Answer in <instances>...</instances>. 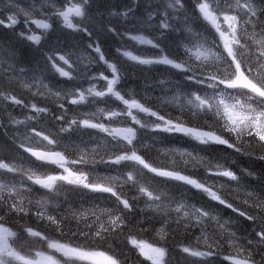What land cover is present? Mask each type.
I'll return each mask as SVG.
<instances>
[{
  "label": "snow or ice",
  "instance_id": "6c2138e0",
  "mask_svg": "<svg viewBox=\"0 0 264 264\" xmlns=\"http://www.w3.org/2000/svg\"><path fill=\"white\" fill-rule=\"evenodd\" d=\"M93 3L63 0L57 6V0H44L37 9L34 4L22 8L16 0H0V26L14 30L22 23L27 29L0 37V133L7 136L6 128L15 129L11 141L17 151L29 154L41 166L56 165L62 170L60 174H41L26 168L23 160L0 158V264H125L114 252L109 254L112 245L121 240L150 264H171L170 249L163 242L173 225L174 231H200L196 247L180 246L183 253L199 258V264H217L225 243L230 251L223 259L230 264H264V193H245V203L252 201L253 211L243 212L222 194L223 185L215 188L184 174V170L205 166L210 175L227 178L238 187L244 175L253 173L244 169L238 175L187 150H164L166 155L181 157L184 170H175V160L168 168L154 166L145 158L155 148L156 137L178 133L198 145H222L250 157L259 152L256 158L264 160V20L260 19L264 9H257L256 0H194L191 10L190 0H121L111 11L98 7L99 14L93 16ZM37 15L40 18H35ZM30 24L35 25V31L28 27ZM65 29L80 34L81 43L73 45L68 36L56 35ZM101 35L121 44L115 49L117 56L149 69L157 65L166 71L174 69L172 75L177 79L165 77L146 84L143 94L125 89L122 81L127 70L119 60L105 55ZM125 39L148 46L158 55H136L126 50ZM22 63L29 67H19ZM96 65L104 66L109 74L89 75ZM49 68L66 82L77 80L82 70L89 86L56 89L45 83ZM96 81H103L101 88ZM150 86L153 91L159 87L164 94L152 97L147 91ZM17 88L44 101L45 106L25 103V98L15 94ZM48 102L56 104L58 115L47 106ZM100 104L104 107H97ZM156 104L175 105L180 115H161L154 110ZM5 105L21 109L22 115L27 110L28 114L22 119L5 117ZM85 105L95 111L83 114L85 118H79V113L69 118L71 106ZM185 116L188 122L182 119ZM205 117L213 122L205 127L189 126L192 119ZM5 118L7 125L2 122ZM44 120L54 121L53 127L58 124V130H38ZM120 123L127 126H112ZM88 130H95L96 135L80 143L71 139ZM65 138L68 142L61 145ZM61 146L63 151L50 150ZM66 152L76 154V158L70 159ZM98 164L115 169V175H94ZM173 181L206 194L211 201L251 222L252 238L237 235L232 229L239 226L225 220L211 206L189 204L170 188ZM65 186H72L78 194H91V199L74 208L66 195L61 200ZM126 188L135 195L126 193ZM40 190L43 195H37ZM96 201H110L111 206L101 207ZM12 217L20 221L35 217L34 223L68 239H51L33 226L14 231L8 226ZM157 219L161 223L156 229L158 242L138 239L133 234V228L145 231L142 225ZM29 238L46 243L47 249L60 258L41 250L25 255L22 248L14 247ZM242 240L245 242L240 243ZM99 245H108L109 250H96Z\"/></svg>",
  "mask_w": 264,
  "mask_h": 264
},
{
  "label": "trees",
  "instance_id": "16d2710c",
  "mask_svg": "<svg viewBox=\"0 0 264 264\" xmlns=\"http://www.w3.org/2000/svg\"><path fill=\"white\" fill-rule=\"evenodd\" d=\"M17 2V0H16ZM59 2L62 4L63 0H59ZM121 2V0H94V3L92 5L93 9V16L98 15L97 8L99 7L101 11L107 7L108 11L114 10L112 6L118 5ZM194 0H190V3L188 5L189 9L191 10V5ZM17 4L20 6L19 2ZM256 7L257 9H264V0H256ZM3 8V5L0 4V9ZM0 18H3V16H0ZM108 17L105 13L104 19L106 20ZM23 19V17H21ZM260 19L264 20V17H260ZM74 22H78V20H74ZM197 21L195 20V17L193 18V27H196ZM33 26V25H29ZM58 26V25H57ZM34 27V26H33ZM97 27L99 25L97 24ZM123 30V29H121ZM197 30H200L199 28ZM18 33L16 29H8L3 26H0V37H8L12 36L14 34ZM56 35H65L68 36V42L70 44H78L81 43L80 41V34L78 33H71L70 30H63L57 31ZM101 46L105 50V55L109 57L112 60H119L120 65L127 70V75L124 81H122V86L130 91L134 92H140L143 94L145 90V85H151L153 81L164 79L167 77L168 79H177L176 76L172 75V73H175L176 70H170L166 71L164 66H152L150 69L145 68L144 66H138L133 64L130 61H127L123 57H119L115 53V49L118 47H121V44L114 41L111 38L105 37L101 35ZM131 40L125 39L123 41V44L126 46V50L134 52L136 55H142V56H150L149 55V48H145L148 46H140L137 44L131 45ZM84 44L87 42L84 41ZM19 67L28 68L29 65L22 63L18 65ZM41 67H44V63L41 62ZM67 70V69H66ZM99 72H105L106 75L109 73L106 71L105 67L102 65H96L92 68V70L89 72V75L92 74H98ZM49 73V79L45 81V83H50L51 85H54L56 89H71L73 87H83L87 88L89 86V82L85 79H83V71L81 70V75L77 80H73L71 82H66V78H60L58 74L53 75V70L48 69ZM73 75H76L75 72H73ZM98 88H101L103 85V81H96ZM195 90V89H192ZM147 91L150 93L152 97L161 96L164 93L161 91L159 87H156L153 91L151 86L147 89ZM185 91H188V89H185ZM15 94H17L20 97L25 98V103H31L35 102L38 103L39 106H45V102L41 101L39 98L33 99L31 95L22 89L17 88ZM168 95H171V92L168 93ZM47 106L52 109L53 112H56V104H53L51 102L47 103ZM4 107H7V113H4V116L7 115L14 116L16 118H23V115H27V110H24L23 115L21 113V109L15 108V107H8L5 105ZM65 107H68L67 103H65ZM72 111H69L68 116L71 118L74 115H77L78 113L81 114L79 118H85L83 114L90 113L95 111V108L89 107L87 105L85 106H71ZM97 107H104L103 104L97 105ZM154 109L158 110L161 115H166L169 118H176L180 115V110L175 105H169V106H161V105H154ZM58 115L59 113L56 112ZM143 116V115H142ZM155 119V118H150ZM182 119L185 120V122H188V117H182ZM5 125L8 124L7 118L3 119L2 121ZM213 121L210 117H205L203 119H192L189 122V126H200L205 127L206 124H211ZM128 124L131 123V121L127 122ZM55 124L54 121L50 120H44L41 121L40 125L38 126V130L41 128L55 132L58 130L59 125H53ZM121 124V123H120ZM118 124H113L112 126L116 127ZM127 125V124H124ZM5 131L7 132V136H5L3 133H0V158H15L18 160H23L25 162V167H31L35 170H38L41 174H55L57 173V169L53 165H45L41 166L40 162H36L33 158L29 156V154L24 153L22 151H17L15 145L11 141L12 133L15 131L13 128H6ZM22 132L23 129H20ZM96 132L95 130H88L83 131L74 134L71 139L75 141L76 143H80V140H88L90 136H95ZM103 136L104 134H100ZM68 141L67 139L61 140V145L66 144ZM148 143H151V140L147 141ZM57 150H64L63 146L61 147H53ZM165 149H179V150H187L189 152L199 153L201 157L206 158L208 161H210L212 164H220L225 167L231 168L233 171L237 172L238 175H241L242 170L247 169L249 172L253 173L252 176L244 175L243 179L241 181V187H238L235 182H229L227 178L223 177H215L210 175L206 171L205 166H199L195 169H193L191 166H189L186 170H184L183 160L181 157L173 156L171 154H165ZM70 159H75L76 154L74 153H68ZM144 154V153H141ZM260 155L259 152L256 153L255 156H246L242 155L240 153L234 152L232 149L227 148L226 146L222 145H198L196 141L191 139L190 137H187L183 134H169V133H163L156 137V145L155 148L147 153L145 158L150 162L153 163L154 166L159 167H173V160H175V170H184V174L186 175H192L196 179H200L202 182H207L208 184L215 185V188H220L221 185H223L221 192L222 194L228 199V202L233 203L234 208H238L240 211L243 212H252L253 208L251 207L252 201H249L248 204L245 203V200L248 199V197L245 195L247 192H253L256 193H264V160H259L256 158V156ZM184 159H187L185 157ZM31 161V163H28ZM127 169H125L126 171ZM85 171H90V169H85ZM112 174L115 175V169H111L106 167L103 164H98L96 166V172L94 175L96 176H103ZM36 189H39V186H34ZM170 188L177 194H182L185 198V200L189 204H194L197 207L201 206H211L212 210L216 213H218L221 217H223L225 220H231L234 224L238 225V228H233V231L237 232V235L239 236H247L249 239L252 238L251 233L253 232V225H251V222H248L245 220V218L240 217L237 212L233 211L232 209H228L223 205H218L217 202L211 201L210 198L207 197L206 194L199 192L195 189H191L190 186H185L181 184L180 182H171ZM215 190V189H214ZM125 192L129 195H135L134 192L129 191L127 188L125 189ZM37 195H43V190H40L37 192ZM64 195L67 196L68 200L73 203V206L79 207V205L83 201H88L91 199V194L83 195L78 194L77 192L72 190V186H65L63 189V195L61 196V200H63ZM35 198V197H34ZM97 203H100L101 207L111 206L110 201L106 203H101L100 201H96ZM67 205H64V208H66ZM84 207H89V204L84 203ZM140 207L143 208L144 204L141 201ZM75 208V207H74ZM34 211V209H33ZM63 211V208L61 209ZM149 215L151 213L149 212ZM142 218V217H141ZM35 217H32L31 219L25 218V221H20L16 217H12L8 221V225L13 226L16 231H20L21 226H33L37 227L38 230H42L45 232L46 235H48L51 239H57L61 240V242H65L68 238L67 237H61L59 234L52 232L50 229H46L43 226L39 225L38 223H34ZM154 225V226H153ZM72 227L75 229V221L72 222ZM145 231H140L137 228H133V234L137 235L138 239H144L148 242H158L159 238L156 236V229L161 227V223L158 221L153 222V224H146L142 225ZM175 225L172 226V228L168 229V235L166 241L163 243L166 244V246L170 249V262L171 264H199V258L191 257L188 254L183 253L180 251V246H190V247H196L197 246V237L200 236V231L193 229L189 232H184L182 229L179 231H174ZM257 231L259 229H256ZM217 235H221L220 233H217ZM25 240V239H24ZM28 243H22L23 245L16 244L14 247H17V249H23L22 254H25V252H29L31 250H43L48 252L49 254L51 251L47 249L46 243L44 242H34L33 240L26 239ZM80 243H84V241H79ZM245 241H240V243H244ZM199 247L201 250H203L204 244L203 241L199 242ZM113 251L109 252V254H113V252L118 256L119 259L122 261H125V264H150L149 261L145 260L144 257H142L136 249H134L131 245L127 244L126 241L121 240L117 244L112 245ZM96 250L100 251H108L109 246L108 245H99L97 246ZM264 250V249H262ZM222 255L218 256L216 258L217 264H230L229 261L224 260L223 257L226 256L230 249L228 245L225 243L222 248ZM257 260H259V256L256 257Z\"/></svg>",
  "mask_w": 264,
  "mask_h": 264
},
{
  "label": "rangeland",
  "instance_id": "374dc122",
  "mask_svg": "<svg viewBox=\"0 0 264 264\" xmlns=\"http://www.w3.org/2000/svg\"><path fill=\"white\" fill-rule=\"evenodd\" d=\"M33 26H34V27H33ZM33 26H32V29L35 31V30H36V29H35V25H33ZM149 50H150V52H149V55H150V56L158 55L157 53L154 52L153 49L149 48ZM117 126H123V125H119V124H118ZM73 207L77 208V206H75V205H74ZM29 240H30V238H29ZM31 240H32V239H31ZM19 243H28V241H26V240L23 239V240H20ZM50 251H51V253L53 252V250H50Z\"/></svg>",
  "mask_w": 264,
  "mask_h": 264
},
{
  "label": "bare ground",
  "instance_id": "6f19581e",
  "mask_svg": "<svg viewBox=\"0 0 264 264\" xmlns=\"http://www.w3.org/2000/svg\"><path fill=\"white\" fill-rule=\"evenodd\" d=\"M17 2H20V0H17ZM116 105H113V107H115ZM154 110H156V109H154Z\"/></svg>",
  "mask_w": 264,
  "mask_h": 264
}]
</instances>
